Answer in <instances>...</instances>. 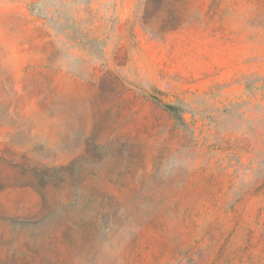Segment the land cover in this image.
I'll list each match as a JSON object with an SVG mask.
<instances>
[{"label":"rangeland","instance_id":"obj_1","mask_svg":"<svg viewBox=\"0 0 264 264\" xmlns=\"http://www.w3.org/2000/svg\"><path fill=\"white\" fill-rule=\"evenodd\" d=\"M0 264H264V0H0Z\"/></svg>","mask_w":264,"mask_h":264},{"label":"trees","instance_id":"obj_2","mask_svg":"<svg viewBox=\"0 0 264 264\" xmlns=\"http://www.w3.org/2000/svg\"><path fill=\"white\" fill-rule=\"evenodd\" d=\"M164 107H165V110H167L173 115L174 118H176L177 120L180 119L179 110L177 107H173L171 105H165Z\"/></svg>","mask_w":264,"mask_h":264}]
</instances>
